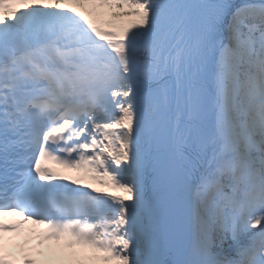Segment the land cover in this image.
Segmentation results:
<instances>
[{"label":"snow or ice","instance_id":"1","mask_svg":"<svg viewBox=\"0 0 264 264\" xmlns=\"http://www.w3.org/2000/svg\"><path fill=\"white\" fill-rule=\"evenodd\" d=\"M0 264H264V0H0Z\"/></svg>","mask_w":264,"mask_h":264},{"label":"rangeland","instance_id":"2","mask_svg":"<svg viewBox=\"0 0 264 264\" xmlns=\"http://www.w3.org/2000/svg\"><path fill=\"white\" fill-rule=\"evenodd\" d=\"M67 174H69V175H70L71 173H67Z\"/></svg>","mask_w":264,"mask_h":264}]
</instances>
